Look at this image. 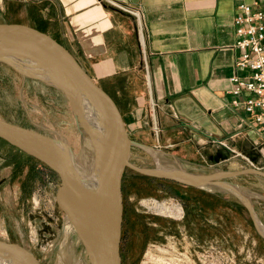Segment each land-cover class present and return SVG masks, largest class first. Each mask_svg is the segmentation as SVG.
<instances>
[{"label": "crops", "instance_id": "0c3cea01", "mask_svg": "<svg viewBox=\"0 0 264 264\" xmlns=\"http://www.w3.org/2000/svg\"><path fill=\"white\" fill-rule=\"evenodd\" d=\"M12 1L25 25L75 56L119 110L137 146L212 170L205 174L252 168L242 156L264 171V133L233 103L251 95L235 96L231 82L234 75L250 74L236 66L238 7L246 3L264 10V0H116L143 12L142 40L131 16L100 0ZM214 218V213L207 218L213 230ZM230 237L227 233L224 241Z\"/></svg>", "mask_w": 264, "mask_h": 264}, {"label": "rangeland", "instance_id": "374dc122", "mask_svg": "<svg viewBox=\"0 0 264 264\" xmlns=\"http://www.w3.org/2000/svg\"><path fill=\"white\" fill-rule=\"evenodd\" d=\"M21 16L12 0H0V24L29 27ZM0 118L63 139L76 161L89 157L93 142L63 91L2 62ZM162 158L161 149L132 148L131 162L137 166L157 168ZM179 165L192 174L212 171L192 162ZM227 184L232 190L197 189L126 169L125 264H264V181L241 176ZM62 188L45 164L0 139V241L28 249L42 264H93L60 206ZM210 213L214 230L207 223ZM224 218L229 230L222 226ZM227 233L229 242L224 241ZM221 256H229V262Z\"/></svg>", "mask_w": 264, "mask_h": 264}, {"label": "water", "instance_id": "95a60500", "mask_svg": "<svg viewBox=\"0 0 264 264\" xmlns=\"http://www.w3.org/2000/svg\"><path fill=\"white\" fill-rule=\"evenodd\" d=\"M0 62L60 88L90 140L94 142L98 153L96 155L101 162V190L95 202L90 201L77 181L76 160L66 141L0 118V139L42 162L60 178L63 185L59 196L60 206L93 264H123L120 243L124 215L123 177L126 169L155 179L211 191L232 190L227 181L241 176L264 179V171L256 168L210 174H192L187 171L183 174H170L158 167L147 168L133 164L132 148L138 144L131 140L114 103L72 53L37 30L0 24ZM33 70L37 73H33ZM83 99L89 103V107L82 105ZM87 109L93 112L97 120L99 139L94 138L92 128L85 119ZM0 264L42 263L28 249L0 241Z\"/></svg>", "mask_w": 264, "mask_h": 264}, {"label": "built area", "instance_id": "2783aa9c", "mask_svg": "<svg viewBox=\"0 0 264 264\" xmlns=\"http://www.w3.org/2000/svg\"><path fill=\"white\" fill-rule=\"evenodd\" d=\"M131 16L138 26L139 36L142 40L144 29V14L139 8L117 2L116 0H100ZM239 13L234 19V26L237 35L235 47L240 50V56L236 66L241 70L249 71V76L234 75L231 82L234 85L232 93L240 96L243 91L248 92L251 97L240 102L235 100L236 107L242 106L251 118L259 125L264 133V10L254 5L241 3ZM153 116L152 130L157 140L161 136V128L157 123L155 114ZM220 144L224 145L223 142ZM250 167L255 168L254 162L242 156ZM152 204H158L156 200ZM219 256H205L206 260H212ZM224 262H229V256H221Z\"/></svg>", "mask_w": 264, "mask_h": 264}, {"label": "bare ground", "instance_id": "6f19581e", "mask_svg": "<svg viewBox=\"0 0 264 264\" xmlns=\"http://www.w3.org/2000/svg\"><path fill=\"white\" fill-rule=\"evenodd\" d=\"M25 72H30L29 70ZM37 73L33 70V73ZM82 100V99H81ZM82 102V101H80ZM89 103L83 99L82 105L87 108L89 107ZM85 119L88 121L89 125L92 128V135L94 138L99 139L100 130L98 127L97 120L93 114V112L89 109L85 111ZM93 142V141H92ZM97 145V144H96ZM96 148L93 145L90 149L89 157L86 162H83L79 159L76 161V176L77 181L80 186L84 189L90 201H97V194H99L101 190V162L98 153H96ZM159 153V152H156ZM160 162V161H159ZM180 162L178 161H169L167 159L162 158V162L158 165V169L170 174H183L184 171L180 167ZM85 176V177H84Z\"/></svg>", "mask_w": 264, "mask_h": 264}, {"label": "flooded vegetation", "instance_id": "af4514ba", "mask_svg": "<svg viewBox=\"0 0 264 264\" xmlns=\"http://www.w3.org/2000/svg\"><path fill=\"white\" fill-rule=\"evenodd\" d=\"M124 215H123V225H122V233H121V243H120V255L122 258V263L125 264V260H124V252H123V246H124V235H125V230H124Z\"/></svg>", "mask_w": 264, "mask_h": 264}, {"label": "trees", "instance_id": "16d2710c", "mask_svg": "<svg viewBox=\"0 0 264 264\" xmlns=\"http://www.w3.org/2000/svg\"><path fill=\"white\" fill-rule=\"evenodd\" d=\"M186 187V186H185Z\"/></svg>", "mask_w": 264, "mask_h": 264}]
</instances>
